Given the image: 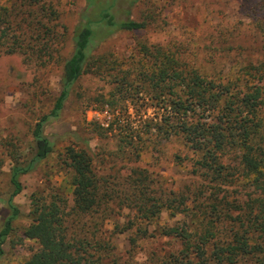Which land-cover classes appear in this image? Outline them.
Returning <instances> with one entry per match:
<instances>
[{
    "label": "trees",
    "instance_id": "16d2710c",
    "mask_svg": "<svg viewBox=\"0 0 264 264\" xmlns=\"http://www.w3.org/2000/svg\"><path fill=\"white\" fill-rule=\"evenodd\" d=\"M263 8L252 4L247 24L215 25L191 51L184 42L138 41L130 57L114 63L112 54L97 47L114 33L148 27L130 8L119 9L117 0H86L64 56L58 54L66 27L57 0H0V56L20 53L26 63L45 66L55 59L61 66L52 106L34 122L23 146L17 137L3 141L11 165L0 193V258L21 217L14 202L23 189L21 177L55 153L67 189L31 195L21 234L38 248L22 264H264ZM88 73L108 82L104 93L86 100L100 101L105 119L88 122L86 136L77 129L46 133ZM129 104L145 112L151 107L154 115L132 121ZM94 136L105 139L102 158L91 152ZM172 139L182 146L172 158L191 180L181 188L141 165L146 154L164 151ZM96 166L113 175L99 174ZM2 167L0 160V174ZM162 211L174 222L159 225ZM156 233L168 246L137 261L141 242ZM125 234L126 258L112 241Z\"/></svg>",
    "mask_w": 264,
    "mask_h": 264
},
{
    "label": "rangeland",
    "instance_id": "374dc122",
    "mask_svg": "<svg viewBox=\"0 0 264 264\" xmlns=\"http://www.w3.org/2000/svg\"><path fill=\"white\" fill-rule=\"evenodd\" d=\"M107 1L108 3L112 2V0ZM135 1L136 3L132 7L128 6V0H117V4L119 9L130 8L133 18H145L148 27L137 32L114 33L96 49V52L100 54H112V57H109L115 59L114 63L130 57L135 52L138 41L169 43L170 45H180L181 42H184L191 51L206 41L207 37L209 38L215 25L225 26L237 21H244L247 24L249 17L247 13L250 12L251 5L257 3L259 6H264V0ZM85 6L86 0H57L60 21L66 27L60 53H58L60 56L70 53L72 33ZM23 59L24 57L20 53L0 56V160L3 162L0 174V193L6 187L7 173L11 165V160L3 148V141L8 142L13 139L14 142H17V137L23 146L32 125L41 114L50 109L59 91L58 81L61 66L54 61L55 59L45 66H38L33 62L26 63ZM198 59L202 60L203 65L210 64L206 61V56ZM107 88L108 82L102 75L85 74L74 86L71 98L66 101L60 117L48 124L45 132L61 135L77 129L83 136H86L84 127L88 122L104 120L107 116L106 110H100V101L93 100L87 105V97H97ZM129 107L132 121L137 122L141 117L154 115V109L151 107H147L146 112L144 106L138 110H134L132 104H129ZM104 142L105 139L100 140L97 136L90 140L89 145L95 158L96 155L102 158ZM65 143L67 140L59 141L56 147L61 148ZM179 148L182 149V146L176 139H172L164 151L155 152L154 156L146 154L141 165L148 167L170 186L184 187L191 180L185 168L177 165L172 158V154ZM96 167L99 174L111 175L112 173L108 169ZM114 175L118 176V174ZM65 181V173L60 168L55 153L42 161L36 170L21 177L23 189L14 198V202L21 211V217L14 222L15 230L2 245L4 254L0 258V264H22L38 248L35 241L24 239L21 234V228L29 222L27 213L30 209V197L35 192L47 194L54 189L53 187L66 190ZM4 213L5 206L0 198V218ZM173 222L174 219H171L166 211L161 212L158 220L159 225ZM105 227L112 228L110 224ZM154 227L151 226L150 231L157 232L154 231ZM157 236L156 233L154 238H147L141 242L137 261H146L149 251H158L168 246V239ZM112 241L120 254L124 258L128 257L127 235H114Z\"/></svg>",
    "mask_w": 264,
    "mask_h": 264
}]
</instances>
